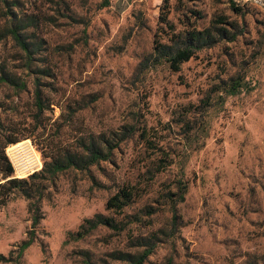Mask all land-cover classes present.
I'll return each instance as SVG.
<instances>
[{
	"label": "rangeland",
	"instance_id": "rangeland-1",
	"mask_svg": "<svg viewBox=\"0 0 264 264\" xmlns=\"http://www.w3.org/2000/svg\"><path fill=\"white\" fill-rule=\"evenodd\" d=\"M102 1H0V69L26 88L0 84V144L19 139L5 147L12 176L78 151L80 137L115 144L108 159L46 183L37 238L19 264H127L124 253L148 247L141 264H264V0H231L237 11L229 0ZM7 6L21 20L30 61L5 34ZM218 18L227 37L178 70L150 63L153 42L181 43ZM235 75L243 88L220 91ZM121 186L130 201L105 209ZM27 204L14 190L0 208L4 256H16L30 228ZM94 213L117 227L69 239Z\"/></svg>",
	"mask_w": 264,
	"mask_h": 264
},
{
	"label": "trees",
	"instance_id": "trees-1",
	"mask_svg": "<svg viewBox=\"0 0 264 264\" xmlns=\"http://www.w3.org/2000/svg\"><path fill=\"white\" fill-rule=\"evenodd\" d=\"M6 4L7 0H0ZM165 2V0H163ZM231 9L237 11V6L233 5V2L229 0ZM107 4V0L102 1V6ZM6 15L9 20L7 31L5 34H10L16 42L21 46L23 51L27 54V60H31V49L22 38L20 33L21 20L16 21L15 13L7 6ZM162 19V17H161ZM164 19V18H163ZM162 19V20H163ZM218 23H226L221 18L213 20L207 27L199 30L187 31L181 43L171 44L162 42H153L150 52V63L157 64L161 61L168 63L171 70H178L179 65L188 60L195 50L203 47H209L215 43L218 39L226 38L228 33L224 26L216 25ZM228 24V23H227ZM232 29H236L237 25L229 24ZM235 31L230 33L229 39H232L235 35ZM2 36H0V39ZM8 83L17 88V90H24L21 88L25 86V81L20 80L19 77L14 74L10 75L9 72L4 69H0V84ZM243 88V81L241 76H233L224 82L220 87V91L228 95H233ZM35 104L41 108L42 98L39 88L34 90ZM2 123L0 121V129ZM129 131H132L130 129ZM129 133V132H128ZM19 139L16 137L7 138L0 144V208L5 205L9 199L10 194L14 190H18L28 200L27 211L30 215V228L27 230L26 237L17 245L16 256L13 257L14 250H10L8 256H4L0 253V261L10 262L12 264H19V258L22 256L23 251L29 247L37 238L35 229L40 223V220L44 217L41 201L45 197L46 183L54 184L56 176L60 171L66 170L70 167L75 168H87L89 165L96 164L99 160L108 159L112 148L115 144L111 145L107 139L103 136H98L96 140L93 138L85 139L80 137L77 141L78 151L66 152L65 154L57 155L51 158L49 161H44L42 167L39 170H35L26 177H13V166L5 154V147L10 143H15ZM185 186H178L176 192V200L174 199L171 204V224H176L175 214V202L183 199ZM132 192L125 186L117 188V190L109 196L104 204L105 209H120L125 206L131 199ZM97 226H105L110 229H115L117 226L114 220L108 216H104L101 213H94L91 217L83 218L75 231H69V239H80L86 235L90 230ZM151 248H144L141 252L136 254L124 253V259L127 264H141L146 256L150 253ZM84 264H90L89 261ZM166 264H169L167 262Z\"/></svg>",
	"mask_w": 264,
	"mask_h": 264
},
{
	"label": "bare ground",
	"instance_id": "bare-ground-1",
	"mask_svg": "<svg viewBox=\"0 0 264 264\" xmlns=\"http://www.w3.org/2000/svg\"><path fill=\"white\" fill-rule=\"evenodd\" d=\"M18 145H20V144H17V145H15V146H11V147H9L10 149H12L13 147H16V146H18ZM24 159V158H23ZM25 164V163H24ZM30 165V164H29ZM40 167V166H39ZM24 173V172H23ZM26 173V172H25Z\"/></svg>",
	"mask_w": 264,
	"mask_h": 264
}]
</instances>
